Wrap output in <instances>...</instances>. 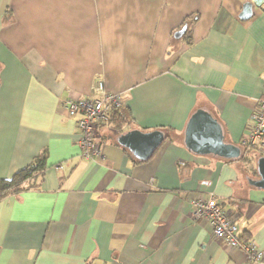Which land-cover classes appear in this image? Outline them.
I'll use <instances>...</instances> for the list:
<instances>
[{
    "label": "crops",
    "instance_id": "obj_1",
    "mask_svg": "<svg viewBox=\"0 0 264 264\" xmlns=\"http://www.w3.org/2000/svg\"><path fill=\"white\" fill-rule=\"evenodd\" d=\"M254 1L0 0V178L47 153L35 187L0 197V264H251L194 216L192 201L212 193L264 251V189L250 182L264 150L244 144L264 99ZM99 81L129 120L117 135L116 122L100 126L103 158L90 160L63 101L97 96ZM199 109L240 158L187 149ZM162 126L169 137L148 160L117 142Z\"/></svg>",
    "mask_w": 264,
    "mask_h": 264
},
{
    "label": "built area",
    "instance_id": "obj_2",
    "mask_svg": "<svg viewBox=\"0 0 264 264\" xmlns=\"http://www.w3.org/2000/svg\"><path fill=\"white\" fill-rule=\"evenodd\" d=\"M95 91V97L69 98L63 101L68 115L80 114L77 120L79 146L82 156L90 160L103 158L102 145L98 141L100 126L110 119L113 109L124 105L123 96L107 90L103 81L96 83ZM253 120L254 124L244 144L251 148H264V99L253 114ZM192 205L194 216L209 221L217 240L242 251L251 264L264 263V251L254 239L239 234L236 219L229 215L213 193L194 199Z\"/></svg>",
    "mask_w": 264,
    "mask_h": 264
},
{
    "label": "water",
    "instance_id": "obj_3",
    "mask_svg": "<svg viewBox=\"0 0 264 264\" xmlns=\"http://www.w3.org/2000/svg\"><path fill=\"white\" fill-rule=\"evenodd\" d=\"M262 0H255L259 5ZM252 3L244 4L240 13L242 19H249L252 16ZM187 26L175 33V37L185 34ZM166 140V134L162 129L143 131L131 129L120 134L117 142L126 147L132 155L139 160L150 159L157 149ZM184 144L191 152L198 155H214L225 159H238L242 156L241 148L225 141L224 129L219 120L208 110L199 109L189 119L185 132ZM257 172L259 178L250 182L252 185L264 189V156L257 160Z\"/></svg>",
    "mask_w": 264,
    "mask_h": 264
},
{
    "label": "trees",
    "instance_id": "obj_4",
    "mask_svg": "<svg viewBox=\"0 0 264 264\" xmlns=\"http://www.w3.org/2000/svg\"><path fill=\"white\" fill-rule=\"evenodd\" d=\"M187 21H188V18L185 19L184 23H186ZM186 31H187L186 35H188V33L190 32V29L188 28V30ZM127 120H129L128 113L124 112V106H122L120 108H116L111 111V117L107 122H111V121L116 122L115 135H117L119 133L117 131L118 128H120L121 125L125 123ZM161 129L165 133L169 132V129L166 128L165 126H162ZM166 135L168 138L169 135L167 133ZM257 148L258 147H256V149ZM124 149L128 151L129 154L131 153L126 147H124ZM258 149L260 151L264 150L262 148H258ZM131 154L130 156L132 157ZM132 158H134L135 161H138V162L143 161V160H139L135 158L134 156ZM46 161H47V153L44 152L38 157L34 158L33 161H31L28 165L16 171L10 178H0V197L5 196L6 194L10 192L18 193L23 190L35 187L37 177L42 175L43 172L47 168Z\"/></svg>",
    "mask_w": 264,
    "mask_h": 264
}]
</instances>
